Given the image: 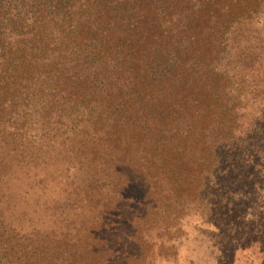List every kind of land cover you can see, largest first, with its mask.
<instances>
[{"label": "trees", "instance_id": "trees-1", "mask_svg": "<svg viewBox=\"0 0 264 264\" xmlns=\"http://www.w3.org/2000/svg\"><path fill=\"white\" fill-rule=\"evenodd\" d=\"M240 32L264 34V0H0V181L11 168L34 169L44 148L85 165L97 176L86 178L101 188L116 184L132 158L113 154L138 130L136 142L147 144L136 150L140 166L167 170L164 176L184 164L187 151L199 152L197 174L186 178L197 189L216 167L213 149L249 129L263 132L262 117L256 125L249 115L245 125L240 113L244 93L264 94L259 84L237 85L245 71H257L254 62L236 64L237 74L219 64ZM246 49L239 56L248 57ZM72 139L78 145L68 149ZM114 139L119 148L110 147ZM167 178L154 184L172 187ZM92 223L84 221L82 231ZM30 233H11L32 245L15 262H44L40 248L59 243L51 233ZM257 255L264 264V250Z\"/></svg>", "mask_w": 264, "mask_h": 264}, {"label": "rangeland", "instance_id": "rangeland-1", "mask_svg": "<svg viewBox=\"0 0 264 264\" xmlns=\"http://www.w3.org/2000/svg\"><path fill=\"white\" fill-rule=\"evenodd\" d=\"M240 35L230 37L220 67L237 74L236 64L253 61L257 71H245L248 78L238 82V88L248 83L264 90L259 81L264 79V34ZM243 48H249L245 54L251 49L246 58L238 54ZM243 96L248 98L247 105H240V113L247 114L244 124L250 122L249 115L256 125L257 116L264 123V94ZM136 132L126 134L131 140L123 136L121 154L119 149L113 154L132 158L129 166L120 167V175H114L116 184L105 181L101 188L89 181L86 176L96 174L85 165L71 166L60 149L43 148L46 158L38 157L34 169L11 168L9 177L0 181V209L5 210L0 218L5 242L0 244V264H262L257 253L264 250V128L261 133L244 131L222 150L213 149L216 167L197 189L192 188L196 181L191 185L186 178L196 176L194 158L201 156L199 152L187 151L184 164L174 165L164 176L161 172L167 170L140 166L136 150L147 144L136 142ZM237 139L242 141L237 144ZM113 141L110 147L119 148ZM70 144L68 149H74L78 142L72 139ZM168 176L172 187L163 181L154 184ZM89 193H94L92 198ZM84 221H93L94 228L82 231ZM30 232L51 233L59 243L40 248L44 262H15L13 255L28 256L32 245L14 242L11 233L29 239ZM249 244L252 249L247 251Z\"/></svg>", "mask_w": 264, "mask_h": 264}]
</instances>
